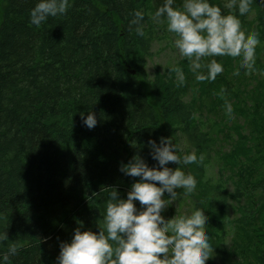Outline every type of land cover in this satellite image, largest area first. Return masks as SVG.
Returning <instances> with one entry per match:
<instances>
[{
  "label": "trees",
  "instance_id": "16d2710c",
  "mask_svg": "<svg viewBox=\"0 0 264 264\" xmlns=\"http://www.w3.org/2000/svg\"><path fill=\"white\" fill-rule=\"evenodd\" d=\"M36 2L0 0V231L9 238L0 252L18 245L8 264H56L59 243L70 242L80 222L82 231H99L111 187L126 198L139 180L121 166L136 155L158 166L147 141L160 137L181 157L197 154V163L167 166L202 187L194 204L214 250L229 234L232 244L218 250L224 259L264 264V0L239 17L245 33L256 28L261 40L255 70L215 57L224 70L212 81L196 80L186 58L149 72L153 45L167 33L166 20H154L164 0H70L66 15L39 26L30 23ZM211 2L238 15L227 0ZM89 111L98 121L92 129L80 116ZM182 138L193 151L182 150ZM216 156L228 175L212 186L206 164ZM177 191L180 200L185 193Z\"/></svg>",
  "mask_w": 264,
  "mask_h": 264
},
{
  "label": "clouds",
  "instance_id": "9594fccd",
  "mask_svg": "<svg viewBox=\"0 0 264 264\" xmlns=\"http://www.w3.org/2000/svg\"><path fill=\"white\" fill-rule=\"evenodd\" d=\"M254 2L227 0L224 7L235 9L238 15H233L225 14L221 6L211 0H182L179 7H174L175 0H164L156 9L154 20H166L167 31L176 36L174 46L179 55L188 60L195 79L212 81L224 70L215 57L239 60L240 69L246 73L255 70L256 49L261 40L256 33L246 34L239 19L251 12ZM69 7L70 0H37L30 11V23L39 26L49 17L66 15ZM142 19L143 14L137 11L132 23L139 25ZM136 32L144 35L139 26ZM183 83L180 74L179 84ZM224 108L225 115L231 119V105L225 104ZM80 116L89 129L98 123L91 111L86 116L81 112ZM147 145L158 166L150 167L139 155L123 164L120 170L139 180L130 186L126 198H121L118 190L111 187L113 190L105 202L103 226L99 231H82L83 222H80L70 242L59 243L56 264H206L213 257L214 248L206 232L208 221L201 208L190 215L171 218L162 215L178 198V189L188 194L197 185L193 175L186 174L181 167L173 169L167 165L169 162L179 166L197 163V154L184 153L181 157L169 137H160L159 143L149 139ZM6 241H9L7 232L0 231V245ZM17 252V243H9L7 251L0 252V264H8Z\"/></svg>",
  "mask_w": 264,
  "mask_h": 264
},
{
  "label": "rangeland",
  "instance_id": "374dc122",
  "mask_svg": "<svg viewBox=\"0 0 264 264\" xmlns=\"http://www.w3.org/2000/svg\"><path fill=\"white\" fill-rule=\"evenodd\" d=\"M166 35L163 38L155 41L153 45V56L149 60L148 70L151 74H154L157 68H161L162 70L175 65L182 57L179 55L178 49L174 46V40L176 38L174 33H170L167 31V27L165 28ZM252 33L257 34V29L253 28ZM208 58H205L207 60ZM224 142V141H223ZM189 145L184 142V139H181V147L184 152L193 151V149L188 147ZM225 149L229 147V143H223ZM221 160L219 157H213L211 163L206 164L207 176L205 179H208L212 186L217 185L218 183H223L226 179L228 172L225 173L221 170ZM211 181V182H210ZM229 189H233L231 183H229ZM202 188V187H201ZM198 185L192 194H185L184 197L180 200H175L172 202L171 205L167 207L164 211L165 218H171L173 216H180V215H190L192 211L195 210L194 200L198 198L199 192L201 189ZM211 193H214L213 191ZM236 215V211L233 209H229V216L234 217ZM215 239L213 238L212 242ZM231 237L228 234L225 239L220 242V244H215L214 252L212 253L213 259L216 264H231V261H227L222 257L221 252L219 253L218 250L223 251L226 247L231 245Z\"/></svg>",
  "mask_w": 264,
  "mask_h": 264
}]
</instances>
